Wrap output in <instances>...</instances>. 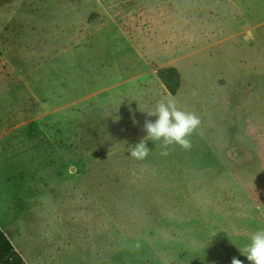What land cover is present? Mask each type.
I'll use <instances>...</instances> for the list:
<instances>
[{
	"label": "rangeland",
	"instance_id": "obj_1",
	"mask_svg": "<svg viewBox=\"0 0 264 264\" xmlns=\"http://www.w3.org/2000/svg\"><path fill=\"white\" fill-rule=\"evenodd\" d=\"M165 67L181 72L176 97ZM163 97L200 118L192 147L148 140L135 159ZM0 135L15 157L0 191L16 230L31 219L30 248L50 228L52 264H251L239 248L264 213V0H0Z\"/></svg>",
	"mask_w": 264,
	"mask_h": 264
},
{
	"label": "clouds",
	"instance_id": "obj_2",
	"mask_svg": "<svg viewBox=\"0 0 264 264\" xmlns=\"http://www.w3.org/2000/svg\"><path fill=\"white\" fill-rule=\"evenodd\" d=\"M145 112L149 117L155 116L157 119L145 121L144 131L147 135L138 144L130 147L131 157L146 158L149 151L146 146L148 140L162 141L165 149L172 145H178L184 150L192 147L190 137L201 123L195 112L180 108L174 98L167 97L157 101L153 110ZM168 154L167 151L161 152L162 156ZM239 249L251 264H264V228L253 231L248 243ZM232 264H243V262L233 258Z\"/></svg>",
	"mask_w": 264,
	"mask_h": 264
},
{
	"label": "crops",
	"instance_id": "obj_3",
	"mask_svg": "<svg viewBox=\"0 0 264 264\" xmlns=\"http://www.w3.org/2000/svg\"><path fill=\"white\" fill-rule=\"evenodd\" d=\"M15 130V129H14ZM250 132L252 134H256L253 130H250ZM253 137V135H252ZM0 141L2 142V135H0ZM264 145V142L262 143ZM262 150V155L264 157V149ZM5 152V148L4 146L1 144L0 145V187L2 185H12L10 184L12 182V179L10 178V175L12 173L11 170L6 169L3 170L2 166L5 163L4 159H6L7 163H10L13 159L15 160L14 155L11 156H6L4 155ZM222 163V167L225 166V164H223V161H221ZM253 174L251 177V180L253 181L254 185H260L263 182L261 181L259 175L257 174V165L254 162V166H253ZM250 198L255 197L256 195V191L255 193H250ZM264 200V197H263ZM0 202L3 205V207L6 208V210L8 211L7 214V218L5 220V222L2 220V218H0V229L2 230V232L5 234V236L7 237V239L10 241V243L12 244V246L14 247V249L21 255V257L23 258V260L25 261L26 264H52V262L55 260L50 254L52 252V241H51V233H50V228H49V232L46 233V231H44L43 233H41L42 235V245L44 246L43 248H35L33 244H31L30 248V243L29 240L31 239V236L33 235V233H29V229H30V218H26L24 220V224H19V229L20 230H16L15 228V194L11 193V194H3L0 191ZM0 215L4 216V213L0 212ZM32 215H33V211H32ZM247 228H248V241L250 238V235L252 234L253 231H255L258 228H264V213L262 212V216L259 215H255L254 217H252L251 222H249L247 224ZM233 231H237L239 232L240 229L236 227L235 221L233 222ZM241 232H243L241 230ZM241 240L244 242V235H242ZM46 244H47V249H48V255L46 256L44 254V249L46 248Z\"/></svg>",
	"mask_w": 264,
	"mask_h": 264
},
{
	"label": "trees",
	"instance_id": "obj_4",
	"mask_svg": "<svg viewBox=\"0 0 264 264\" xmlns=\"http://www.w3.org/2000/svg\"><path fill=\"white\" fill-rule=\"evenodd\" d=\"M155 75L167 92L176 97L182 87V75L176 67L155 69ZM0 264H26L21 255L14 249L10 241L0 229Z\"/></svg>",
	"mask_w": 264,
	"mask_h": 264
},
{
	"label": "bare ground",
	"instance_id": "obj_5",
	"mask_svg": "<svg viewBox=\"0 0 264 264\" xmlns=\"http://www.w3.org/2000/svg\"><path fill=\"white\" fill-rule=\"evenodd\" d=\"M3 217V215H0V218H2Z\"/></svg>",
	"mask_w": 264,
	"mask_h": 264
}]
</instances>
